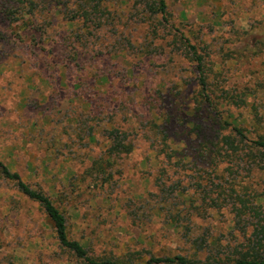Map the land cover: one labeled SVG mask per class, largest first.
<instances>
[{
	"label": "rangeland",
	"instance_id": "obj_1",
	"mask_svg": "<svg viewBox=\"0 0 264 264\" xmlns=\"http://www.w3.org/2000/svg\"><path fill=\"white\" fill-rule=\"evenodd\" d=\"M167 1L174 25L209 46L217 65L211 83L247 84L257 90L251 105L264 112V0ZM108 5L113 23L86 34L81 54L69 46L80 27L60 15L41 34L0 14V159L52 196L91 255L135 262L184 255L201 264L234 255L243 233L232 232V207L213 200L223 205L237 191L264 205V172L223 160L216 167L208 154L214 134L205 138L191 124L197 86L182 42L168 28L155 32L158 20L138 0ZM89 101L103 118L92 139L83 127ZM115 123L136 127L129 152L108 151L102 128ZM152 123L166 127L172 158L154 150L146 132ZM99 164L105 177L86 170ZM212 182L217 187L206 195ZM49 222L0 178V264H85L58 245ZM189 237L215 248L194 255Z\"/></svg>",
	"mask_w": 264,
	"mask_h": 264
},
{
	"label": "trees",
	"instance_id": "obj_2",
	"mask_svg": "<svg viewBox=\"0 0 264 264\" xmlns=\"http://www.w3.org/2000/svg\"><path fill=\"white\" fill-rule=\"evenodd\" d=\"M56 3L55 5L53 0H0V14L1 18L10 24L21 27L23 30L29 28L34 32L40 31L41 34L47 32L46 26L50 24L54 15L62 16L66 24L71 27L78 25L81 30V33H76V37H71L72 41L69 46L72 44L70 51L73 54L74 47L77 48L75 54H78V51L81 54L90 44L86 34L93 35L94 32L103 30L105 26L112 24L115 18L108 5V0H56ZM138 3L144 14L149 15L154 21L158 20L153 28L155 32L168 28L174 32L175 42L180 41L184 46L182 47L183 52L194 68L197 86L193 97L197 110L193 112L192 116L195 119H191V124H195L194 129L196 128L205 138L209 139L212 137V133L214 134L216 141L211 139V145L208 146L209 141L207 140L206 144L208 154L212 153L216 167L219 166L218 162L223 160L230 162L231 167L236 166L240 169L246 166L244 168L248 170L255 169L264 172V133L258 132L260 129L264 131V112L259 107L251 105L254 102L253 95L257 93V90L248 88L247 84L230 88L226 84L211 83V75L217 65L208 59L211 57L210 52H207L209 46L197 45L185 31L174 25L168 1L138 0ZM85 30H88V33ZM87 109L85 115L87 118L83 127L89 126L88 134L92 139L95 136V128L98 127L95 120L103 118L100 117L101 113L97 111L94 102L89 101ZM197 117L201 118L198 125L195 122ZM105 124L102 129L105 131V138L110 142L108 150L110 154L129 152L133 135H136L134 133L136 127L115 123L110 128ZM251 127L254 128L253 131L258 132L256 136L251 135ZM165 129L166 127L162 125L152 123L151 128L146 132L147 136L152 139L154 150L164 154L165 159H170L173 157V152L176 151L172 148L173 140ZM89 169L95 170L97 178L105 177L108 173L107 166L102 164L95 167L90 166L86 170ZM0 178L13 187L20 199L36 203L43 210L50 221L49 223L52 224L58 245L85 264H201L194 257L184 255H151L148 259L138 262L91 255L85 244L72 237L67 216L49 193L34 186L28 180H24L19 172L13 171L1 159ZM213 186L217 187V184L212 182L209 190L204 186L203 192L209 195L214 192ZM219 188L223 189L224 187L220 186ZM232 188H224V191H232ZM251 198L250 194L246 195V193L242 194L236 191L234 199L227 197L224 199L226 202L223 205L218 203L219 199L213 200V206L216 208L232 207L234 212L232 232L238 230L243 235L238 239L241 242L235 247L234 255L217 253L215 257L209 259L207 264H264V205ZM185 225L191 228L189 224L185 223ZM249 227L252 228V233L249 232ZM188 240H192V246L195 249L194 255L204 248H215L214 244L210 245L209 241L205 245L199 246L192 237H189Z\"/></svg>",
	"mask_w": 264,
	"mask_h": 264
}]
</instances>
